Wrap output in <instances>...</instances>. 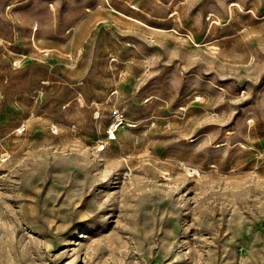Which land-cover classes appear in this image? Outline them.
<instances>
[{
  "label": "rangeland",
  "instance_id": "rangeland-1",
  "mask_svg": "<svg viewBox=\"0 0 264 264\" xmlns=\"http://www.w3.org/2000/svg\"><path fill=\"white\" fill-rule=\"evenodd\" d=\"M0 264H264V0H0Z\"/></svg>",
  "mask_w": 264,
  "mask_h": 264
},
{
  "label": "built area",
  "instance_id": "built-area-1",
  "mask_svg": "<svg viewBox=\"0 0 264 264\" xmlns=\"http://www.w3.org/2000/svg\"><path fill=\"white\" fill-rule=\"evenodd\" d=\"M111 120L109 122V127H108V137L109 139H114L115 138V133L118 131L120 127H122L126 121L127 117L124 112V110L120 106H116L111 108Z\"/></svg>",
  "mask_w": 264,
  "mask_h": 264
}]
</instances>
